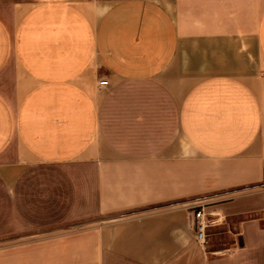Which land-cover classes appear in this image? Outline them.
Listing matches in <instances>:
<instances>
[{"label":"crops","instance_id":"1","mask_svg":"<svg viewBox=\"0 0 264 264\" xmlns=\"http://www.w3.org/2000/svg\"><path fill=\"white\" fill-rule=\"evenodd\" d=\"M0 264H264V0H0Z\"/></svg>","mask_w":264,"mask_h":264},{"label":"built area","instance_id":"2","mask_svg":"<svg viewBox=\"0 0 264 264\" xmlns=\"http://www.w3.org/2000/svg\"><path fill=\"white\" fill-rule=\"evenodd\" d=\"M99 87L100 88H108L110 86V82L107 80H99ZM197 209L194 210V217H195V232L196 238L198 242L205 247L208 240V232L211 227L220 223V217L217 216L215 213L206 212L204 207H196Z\"/></svg>","mask_w":264,"mask_h":264},{"label":"rangeland","instance_id":"3","mask_svg":"<svg viewBox=\"0 0 264 264\" xmlns=\"http://www.w3.org/2000/svg\"><path fill=\"white\" fill-rule=\"evenodd\" d=\"M105 11L100 9V15H102V13H104ZM99 75L101 76L99 80H107L108 81V75H107V72L105 71V69H103L101 71V73H99ZM214 238H213V241H212V245L216 246V247H219L221 246L225 241H226V235H217L215 232H214Z\"/></svg>","mask_w":264,"mask_h":264}]
</instances>
